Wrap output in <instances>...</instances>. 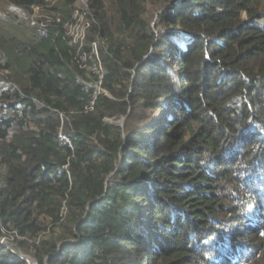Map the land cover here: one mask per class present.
<instances>
[{
	"label": "trees",
	"instance_id": "obj_1",
	"mask_svg": "<svg viewBox=\"0 0 264 264\" xmlns=\"http://www.w3.org/2000/svg\"><path fill=\"white\" fill-rule=\"evenodd\" d=\"M60 1L1 0L0 237L36 264H246L264 243V0H87L82 49L80 0ZM0 264L29 263L0 242Z\"/></svg>",
	"mask_w": 264,
	"mask_h": 264
},
{
	"label": "rangeland",
	"instance_id": "obj_2",
	"mask_svg": "<svg viewBox=\"0 0 264 264\" xmlns=\"http://www.w3.org/2000/svg\"><path fill=\"white\" fill-rule=\"evenodd\" d=\"M61 2L60 0H47V2L52 3L51 6H54V4H56L57 2ZM87 0H80L78 5H77V10L74 11L73 14V19L78 23L79 26V30H84V28H87L88 25V20L86 18L87 16ZM3 3L0 0V18L4 17V14H6V10L4 9V7L2 6ZM34 14L32 15V17L30 18V20L28 21V23H30V25L32 27L38 28L40 29V24L38 25V23H40L42 20L45 21H49L52 20V17H54L53 13H47L46 9H42V8H35L34 9ZM155 17H154V21H155ZM1 22V19H0ZM1 24H4V22H2ZM68 35H71L73 31H75L74 27H68V29L66 30ZM27 31V27L23 26L20 28V30L17 33V37H24L25 35L22 34H26ZM87 29H86V33H87ZM102 72V68H100V73ZM159 117V116H157ZM117 124H124V120H119L116 122ZM8 236H2L0 237V240H3L4 243L3 245L13 251H16L18 254H20L22 257H27L30 258L29 254H27V252L22 251V250H18L17 248L14 247V244L11 240L8 239ZM261 246V245H260ZM259 246V248L257 249V251L254 254H251V258L247 261L246 264H264V243H263V248H261Z\"/></svg>",
	"mask_w": 264,
	"mask_h": 264
},
{
	"label": "built area",
	"instance_id": "obj_3",
	"mask_svg": "<svg viewBox=\"0 0 264 264\" xmlns=\"http://www.w3.org/2000/svg\"><path fill=\"white\" fill-rule=\"evenodd\" d=\"M52 21H54V20H49V21H44L42 23H38V24H40V30H41V35L42 36H47L48 35L49 29L51 28ZM56 23H58V24L61 23V18L59 16H56ZM68 27H71V28L74 27L75 31H73L72 34L68 35V36L71 38L73 44L79 45V48L82 49L83 44L86 41V36H87L86 29L88 30L89 24L87 25L86 29L84 28V30L81 31V30H79L78 23L73 19L72 22L67 23L65 25L66 29H68ZM96 49L97 48L94 47V51H96ZM95 54L97 55V53H95ZM103 73H104V71H103V68H102V72L100 73V80H99V82L96 85L97 93L101 92L100 86H101L102 80H103ZM59 138H60V141L62 142V144H64L68 148H73V142H72V139H71V137L69 135H67L63 131H60ZM0 242L2 244L4 243L3 240H0ZM24 259H26L29 264H36L32 259L30 260V258L24 257Z\"/></svg>",
	"mask_w": 264,
	"mask_h": 264
},
{
	"label": "water",
	"instance_id": "obj_4",
	"mask_svg": "<svg viewBox=\"0 0 264 264\" xmlns=\"http://www.w3.org/2000/svg\"><path fill=\"white\" fill-rule=\"evenodd\" d=\"M121 125V124H120Z\"/></svg>",
	"mask_w": 264,
	"mask_h": 264
}]
</instances>
